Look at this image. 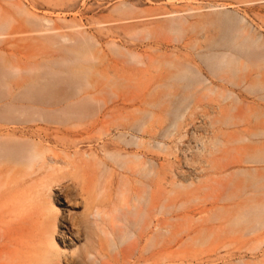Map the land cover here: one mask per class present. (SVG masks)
I'll return each instance as SVG.
<instances>
[{
	"label": "rangeland",
	"instance_id": "374dc122",
	"mask_svg": "<svg viewBox=\"0 0 264 264\" xmlns=\"http://www.w3.org/2000/svg\"><path fill=\"white\" fill-rule=\"evenodd\" d=\"M49 193L57 264H264V0H0V264Z\"/></svg>",
	"mask_w": 264,
	"mask_h": 264
},
{
	"label": "bare ground",
	"instance_id": "6f19581e",
	"mask_svg": "<svg viewBox=\"0 0 264 264\" xmlns=\"http://www.w3.org/2000/svg\"><path fill=\"white\" fill-rule=\"evenodd\" d=\"M201 142L202 141H199V143H201ZM202 145L203 144L201 143V146ZM117 149H120V148L118 147ZM203 149L204 148L202 146V150ZM204 151H205V149H204ZM14 153L15 152L13 149H6V152H5L6 155H13ZM40 158H41V155H39V153L33 154V159L38 160ZM50 161H53V160L51 159ZM47 162H48V160H47ZM61 180H62V177L60 179H59V177H56L54 179V181H52L50 183V186L56 185V184L60 185L58 192H59V194H61L63 196L62 198L66 202L67 207L71 206V205L73 206L74 204L76 205L77 203H80L79 201H77V199L75 198L72 191H69L70 185L69 184L62 185ZM47 200H48L47 203H49L50 206H49V209L47 210V213H46L45 235L48 238L49 247H48L47 254L44 255V257L41 260H39L37 263L38 264H49L50 262L55 261V263L57 264V263L61 262L59 260L60 251L56 248V244L54 241V234L56 233V227L58 226V224H59L60 230L57 232V239L60 243H62V245L76 247L78 240H79L80 236L82 235V229H81V224H80L79 220L75 219L73 217V215H71L69 213V210H65L63 208L61 216H58V210L54 209L51 206L52 201H55L59 204L61 203L60 202L61 201L60 196H58V195L51 196V194L49 193L47 195ZM64 212L67 214H65ZM85 222H87V219L84 220V223ZM112 229L113 228H111V227L107 229V231H108L107 235L109 237H111L113 240H115V238L119 239V237L116 236V233H114ZM85 249H86V246H85ZM85 252L86 253L88 252L87 249L85 250ZM71 257H72V255H70L68 257L65 256L64 259H62L63 264H77V260L82 259V254H81V252H79V255L77 257L78 259L76 261L73 260Z\"/></svg>",
	"mask_w": 264,
	"mask_h": 264
}]
</instances>
